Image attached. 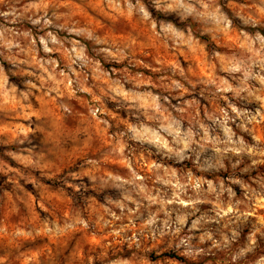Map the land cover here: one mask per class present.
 I'll return each instance as SVG.
<instances>
[{"label":"rangeland","instance_id":"rangeland-1","mask_svg":"<svg viewBox=\"0 0 264 264\" xmlns=\"http://www.w3.org/2000/svg\"><path fill=\"white\" fill-rule=\"evenodd\" d=\"M263 32L264 0H0V264H264Z\"/></svg>","mask_w":264,"mask_h":264},{"label":"trees","instance_id":"trees-1","mask_svg":"<svg viewBox=\"0 0 264 264\" xmlns=\"http://www.w3.org/2000/svg\"><path fill=\"white\" fill-rule=\"evenodd\" d=\"M158 15V14H157ZM263 34H264V32H263ZM202 39H207L206 37H204V36H202L201 37ZM0 60H1V57H0ZM140 147H143V148H146V146L145 145H140V144H138ZM0 152H1V148H0ZM165 255H167V254H165ZM171 257H175L176 259H181V258H179L178 256H171Z\"/></svg>","mask_w":264,"mask_h":264}]
</instances>
